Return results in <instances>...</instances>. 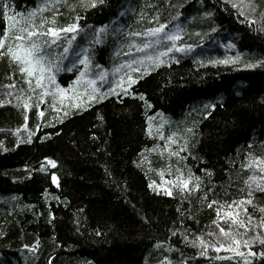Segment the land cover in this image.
I'll list each match as a JSON object with an SVG mask.
<instances>
[{"label":"trees","instance_id":"obj_1","mask_svg":"<svg viewBox=\"0 0 264 264\" xmlns=\"http://www.w3.org/2000/svg\"><path fill=\"white\" fill-rule=\"evenodd\" d=\"M3 2L16 19L43 9L37 24L58 13L41 31L74 22L79 28L61 33L55 44L42 38L61 69L51 83L42 81L44 89L33 79L30 90L19 66L0 57V264H264V257L248 256L243 243L226 250L231 239L218 227L231 225V236L241 241L264 237V193L254 190L252 204L241 206L250 222L242 210L227 207L247 198L250 176H264L253 163L264 160V63L257 64L264 61V0H253L255 12L245 0L244 16L227 0H104L95 7L86 6L91 0ZM154 16L169 28L179 24L180 43L193 45V52L167 54L159 67L145 61L146 73L144 67L128 73L137 80L130 94L117 88V95L89 101L75 84L84 70L76 54L87 49L89 76L106 91L128 72L115 73L117 66L155 55L151 49L129 55L124 46L129 32L156 26ZM12 24L0 7V33L8 27L11 35ZM64 47L70 51L62 57ZM10 84L15 87H5ZM173 133L175 143L167 140ZM190 174V190L181 191L175 184ZM228 211H239L245 226L232 224ZM219 244L225 248L211 246ZM250 247L264 251L258 240Z\"/></svg>","mask_w":264,"mask_h":264},{"label":"snow or ice","instance_id":"obj_2","mask_svg":"<svg viewBox=\"0 0 264 264\" xmlns=\"http://www.w3.org/2000/svg\"><path fill=\"white\" fill-rule=\"evenodd\" d=\"M104 0H91V3L86 5L87 7H95L97 3H103ZM228 3H231V6L233 9H238L239 15L244 16L245 12L243 10L244 2L245 0H240V3L233 2V0H227ZM253 0H247L248 7L251 9V11L255 12L256 8L252 7ZM0 7L4 9V19L5 21L12 20V32L11 35L9 33L8 27H5L2 33H0V57L7 56L10 60V62H14L19 66V72L22 74V77L25 79L28 88L35 92V88H33V79L35 81L36 88L44 89V84L42 81L45 79L48 80L49 83L54 81L55 77L52 75L53 71H59L61 70L59 67L58 62L52 61L48 54L44 50V46L49 44V41L44 39L43 37H53L54 39L51 41L52 44H55L56 41L60 40V34L61 33H76L77 29L79 28L78 23H72L70 25H67L63 28H57L48 26L45 31H41V29H45L46 25H54L56 23V15L58 13H54L51 19L47 17H40L38 24L36 22V17L38 12H42L43 9L38 8L36 10L30 11L27 13L26 16L20 15L19 19H16V17H9L7 15L8 9L10 8V5L7 2H3V0H0ZM179 15V14H178ZM206 16H210L211 13H205ZM143 18V16H141ZM80 19L79 16L76 17V20L78 21ZM156 21V26L154 27H148L143 32H137L132 31L128 33V36L125 38V44L124 46L129 49V55H131L132 50L135 49L138 53H145V50L151 49L155 55H149L145 53L144 55H141L137 58L127 60L124 65L117 66L114 69L115 73H120L122 70L126 67L128 69V72L123 73L122 75H119L118 78L114 81H112V87L108 88L106 91H100L99 88L96 86V79H93L89 76L90 66H91V57L87 54V49H81L79 53H77V61L80 65L84 66V70L79 71V75L77 77V80L75 81V84L80 85L84 90V95L87 96V99L89 101H96V100H102L105 99L108 95H117L116 89L118 88L120 92H122L124 95H128L129 89L131 88L132 84H135L137 82L136 79L133 78L132 75H129L130 72H140L141 67H144L145 73L148 71V68L145 66L144 62L149 61L151 64L155 67H159L161 64H164L165 61L162 59V57L166 56L168 53L175 52H190L193 48V45L180 43L182 41V33L183 29L180 27L179 24L173 25L171 28H169V23H160L158 17L154 16L152 18ZM173 19H176L174 17ZM19 24L20 26L17 27L16 25ZM215 29H213L214 31ZM98 33L103 32L104 29L97 30ZM199 35V33H197ZM138 37H147V39L140 40L139 42L136 41L135 38ZM11 39L13 41L12 44H6V41ZM75 39V35H73L71 38L67 39V44L71 45L73 43V40ZM42 40V42H41ZM94 42L99 43V38H97ZM50 48V46H49ZM159 48H164V51H159ZM70 49L69 47H64V52L61 54V56H66L69 53ZM236 58H233L232 61L230 60H223L220 61V63H230L234 62ZM178 62V61H177ZM264 63V61H257V64ZM134 65H140V67H134ZM97 68H99V65H96ZM246 67H255L253 64H248ZM75 68V63L73 64L72 68H68V71H73ZM47 74V75H46ZM98 78L100 80H104L105 73L101 72L98 74ZM127 85V87L125 86ZM5 87L8 88H14L15 84L6 85ZM89 87H91V92H89ZM57 90L60 93H63L65 90L62 88H59L57 86ZM99 92V95L97 96L96 93ZM48 92L45 90L43 95H47ZM8 95H11V93H8ZM43 95L40 97L41 102H43ZM139 98L141 100H144V95L139 94ZM19 99V98H18ZM2 103V102H0ZM10 103V101H8ZM78 107V105H75ZM213 108L215 105H211ZM23 107L27 108L28 105L24 104ZM205 107H208V105H205ZM67 114V113H66ZM43 111L39 112V116H43ZM27 119V117H25ZM151 120V118H149ZM39 125H37V128ZM150 130V129H149ZM190 132L191 129H188ZM159 134V133H158ZM161 135V138L163 139V135ZM176 134L173 133L172 135L167 137V140L171 143H175L176 141L173 139V137ZM187 145H185L186 147ZM183 150V149H181ZM175 155H178V153H173ZM48 159V158H45ZM48 163L51 164L53 167L56 166V161L48 159ZM253 163H255L256 168L259 169L260 173H264V160H262L260 157H255L253 160ZM252 165L247 164L244 165L246 168H250ZM179 171V170H178ZM192 179V175L190 174L187 180H180L179 183H176L175 186L180 188L181 191L184 190H190L189 189V181ZM196 180L198 181L199 178L196 177ZM52 181L53 183H56L57 177L55 173H52ZM258 181V182H257ZM253 182H255V188L253 189ZM155 183V182H153ZM245 184L248 186V192H247V198H241L238 202L233 201L231 204H228V209H240L249 217V222L253 217L251 214L247 213V208H241L242 205L245 204H252V197H253V191H259L261 193H264V176H260L259 178L256 175L250 176L248 180L245 181ZM149 187H152V184L149 185ZM200 185L197 183L195 185L196 189H199ZM168 195H171L172 193L169 191L167 193ZM216 201H212L211 204L208 206L211 207L212 204H215ZM260 211L264 212V208H261ZM239 211L233 212L228 211L226 213V216L231 219L232 224H238L239 226L243 227L244 221L238 220L237 217L239 216ZM217 215L220 217V209H217ZM213 223H216V221H213ZM261 227H264V217L261 218ZM220 233L224 236H228L231 239V244L227 246L228 251L235 252L237 248L243 243L246 247H248V256H256L259 255L261 257H264V251L256 253L252 251L250 244L254 243L255 241H259V243L264 246V237H261L260 235H257L252 239V241L248 240H238L235 237L231 236V225L229 226L228 230H225V228L220 227ZM99 234V233H98ZM175 235V233H173ZM209 235H212L211 233ZM200 244H204V240H199ZM195 243V241L193 242ZM235 245V247H233ZM216 249V251H220L222 248H225L224 244H219L217 247L216 245H211ZM27 247V246H26ZM36 245H33V248H35ZM203 254V253H202ZM237 255L244 257L247 261V257H245L244 252H237ZM167 260V257L165 258ZM171 264V262H169Z\"/></svg>","mask_w":264,"mask_h":264},{"label":"rangeland","instance_id":"obj_3","mask_svg":"<svg viewBox=\"0 0 264 264\" xmlns=\"http://www.w3.org/2000/svg\"><path fill=\"white\" fill-rule=\"evenodd\" d=\"M202 49H204V48H202ZM193 52V50H191L190 52H175V51H173L172 53H168V54H177V55H180V54H183V55H187V56H189L191 53Z\"/></svg>","mask_w":264,"mask_h":264},{"label":"bare ground","instance_id":"obj_4","mask_svg":"<svg viewBox=\"0 0 264 264\" xmlns=\"http://www.w3.org/2000/svg\"><path fill=\"white\" fill-rule=\"evenodd\" d=\"M201 49H202V48H201ZM201 49H200V50H201Z\"/></svg>","mask_w":264,"mask_h":264}]
</instances>
